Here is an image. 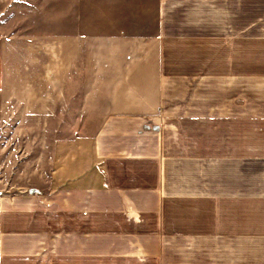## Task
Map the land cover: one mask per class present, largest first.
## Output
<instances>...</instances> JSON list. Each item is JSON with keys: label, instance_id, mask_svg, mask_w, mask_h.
<instances>
[{"label": "crops", "instance_id": "1", "mask_svg": "<svg viewBox=\"0 0 264 264\" xmlns=\"http://www.w3.org/2000/svg\"><path fill=\"white\" fill-rule=\"evenodd\" d=\"M0 13L75 17L104 116L86 172L0 195V264H264V26L245 17L264 0H13ZM219 38L220 58L190 47ZM4 80L0 51V94Z\"/></svg>", "mask_w": 264, "mask_h": 264}, {"label": "rangeland", "instance_id": "2", "mask_svg": "<svg viewBox=\"0 0 264 264\" xmlns=\"http://www.w3.org/2000/svg\"><path fill=\"white\" fill-rule=\"evenodd\" d=\"M12 2L0 0V10L9 9ZM262 15L245 13L257 26H264ZM61 17L62 13H0L5 65L0 195L46 193L86 172L95 158L94 136L104 116L94 114V84L88 82L87 60L76 48L78 22L70 15ZM71 37L72 44H62ZM262 45L258 41V51ZM190 47H196L198 57L220 58V38ZM253 53L252 43H246V56Z\"/></svg>", "mask_w": 264, "mask_h": 264}]
</instances>
